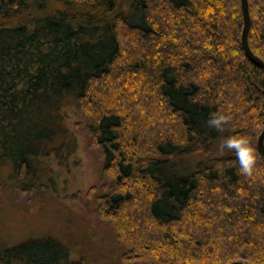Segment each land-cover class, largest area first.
<instances>
[{"label":"trees","instance_id":"1","mask_svg":"<svg viewBox=\"0 0 264 264\" xmlns=\"http://www.w3.org/2000/svg\"><path fill=\"white\" fill-rule=\"evenodd\" d=\"M248 4L264 60V0ZM241 30L239 0H0L1 191L41 186L34 158L57 149L73 97L112 176L98 208L125 264H264V71ZM212 114L228 117L222 132ZM240 134L251 177L221 148ZM73 244L0 239V264H89Z\"/></svg>","mask_w":264,"mask_h":264},{"label":"rangeland","instance_id":"2","mask_svg":"<svg viewBox=\"0 0 264 264\" xmlns=\"http://www.w3.org/2000/svg\"><path fill=\"white\" fill-rule=\"evenodd\" d=\"M61 113L67 133L52 143L57 149L51 155L34 158L41 186L11 193L0 189V239L13 244L52 234L75 242L73 258L80 251L89 264H125L122 239L98 208L97 196L110 188L112 176L87 129L88 118L73 97L63 100Z\"/></svg>","mask_w":264,"mask_h":264},{"label":"clouds","instance_id":"3","mask_svg":"<svg viewBox=\"0 0 264 264\" xmlns=\"http://www.w3.org/2000/svg\"><path fill=\"white\" fill-rule=\"evenodd\" d=\"M228 121L224 115L212 114L208 120V126L217 131H223V125ZM221 148L228 149L234 153L235 163L238 164V172L245 177H251L254 171V165L257 159V151L251 143L250 137L244 134L231 135L224 138L221 142Z\"/></svg>","mask_w":264,"mask_h":264},{"label":"water","instance_id":"4","mask_svg":"<svg viewBox=\"0 0 264 264\" xmlns=\"http://www.w3.org/2000/svg\"><path fill=\"white\" fill-rule=\"evenodd\" d=\"M239 2H240V10L242 15V30L240 35L241 49L245 57L252 64L261 68L264 71V60H262L260 57H258L256 54L253 53L248 43V35L251 27V17L249 13L248 0H239ZM256 143H257V149L264 163V127L259 133ZM230 264H250V263L245 261H234L231 262Z\"/></svg>","mask_w":264,"mask_h":264}]
</instances>
